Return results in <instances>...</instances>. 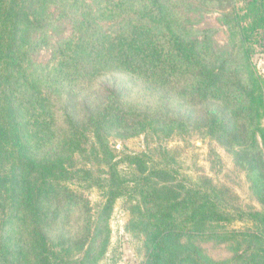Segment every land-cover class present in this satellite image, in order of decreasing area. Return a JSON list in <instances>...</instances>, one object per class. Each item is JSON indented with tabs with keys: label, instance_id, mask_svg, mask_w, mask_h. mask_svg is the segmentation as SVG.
Instances as JSON below:
<instances>
[{
	"label": "trees",
	"instance_id": "16d2710c",
	"mask_svg": "<svg viewBox=\"0 0 264 264\" xmlns=\"http://www.w3.org/2000/svg\"><path fill=\"white\" fill-rule=\"evenodd\" d=\"M212 12L223 47L195 27ZM256 53L264 0H0V264L104 263L120 199L142 264H264ZM141 135V152L112 145ZM193 136L230 153L258 206L190 172Z\"/></svg>",
	"mask_w": 264,
	"mask_h": 264
},
{
	"label": "rangeland",
	"instance_id": "374dc122",
	"mask_svg": "<svg viewBox=\"0 0 264 264\" xmlns=\"http://www.w3.org/2000/svg\"><path fill=\"white\" fill-rule=\"evenodd\" d=\"M220 13L212 12L200 15L195 24L199 29H216L214 38L219 46H225L228 39L227 28L219 20ZM57 31L62 34L70 32L69 26L64 22L58 26ZM263 53H256L254 62ZM51 48L43 47L37 51L36 58L45 62L50 58ZM257 65V64H256ZM258 67V66H257ZM181 144L177 141L170 142V146ZM112 145L118 150L141 152L146 148V140L143 135L125 140H112ZM187 154V166L192 174L200 179L209 178L219 186L229 187L244 202V205L258 203L251 196L246 180L245 172L233 161L230 153L223 148L209 144L199 136H193L189 142ZM90 195L91 201L96 202L97 193ZM131 214L125 200H118L111 218L112 239L111 249L107 259L102 264H142L143 256L138 251L139 242L131 235L126 226L130 221ZM240 225V224H238ZM204 250L215 259H227L232 257L233 251L229 243H218L214 240H200Z\"/></svg>",
	"mask_w": 264,
	"mask_h": 264
},
{
	"label": "crops",
	"instance_id": "0c3cea01",
	"mask_svg": "<svg viewBox=\"0 0 264 264\" xmlns=\"http://www.w3.org/2000/svg\"><path fill=\"white\" fill-rule=\"evenodd\" d=\"M256 64L260 70V72L263 74L264 76V53L262 55H260L256 61Z\"/></svg>",
	"mask_w": 264,
	"mask_h": 264
}]
</instances>
